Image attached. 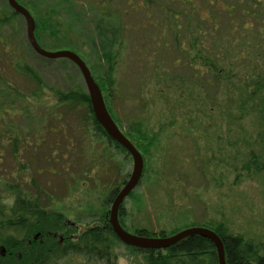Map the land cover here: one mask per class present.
<instances>
[{
    "label": "rangeland",
    "instance_id": "374dc122",
    "mask_svg": "<svg viewBox=\"0 0 264 264\" xmlns=\"http://www.w3.org/2000/svg\"><path fill=\"white\" fill-rule=\"evenodd\" d=\"M16 1L35 23L57 9L51 36L40 33L38 44L46 51L77 54L97 80L103 75L102 50L116 55L114 91L111 96L103 94L109 112L143 159L140 182L123 201L118 216L127 233L146 228L171 236L193 225L222 223L231 233L264 245V172L249 176L242 170L249 151L243 140L249 134L247 142L252 143L264 135V121L254 118L264 119V112L257 111L253 117L251 112L243 114L237 109L243 101L259 106L264 91L255 95L251 89L258 86L259 79L264 80L263 47L250 50L242 61H219L210 73L206 72L210 68L200 63L157 65L158 53L144 44L148 33L141 27L145 20L139 14L136 19L131 13L125 16L124 11L129 12L125 2ZM197 6L202 8L199 3ZM0 9L10 11L6 0H0ZM215 20L222 35V15H215ZM14 28L1 30L0 72L20 94L38 92L40 96L23 102V109L16 104L18 114L7 116L0 110V186L12 184L20 176L21 189L33 196L41 209L62 214L66 225L56 235L75 239L98 224L105 211L109 214L116 194L110 202L108 195L118 192L129 178L132 158L123 150L113 153L111 145L83 121L81 107L57 106L53 91L66 92L76 86L86 91L80 72L66 59L37 56L27 42L21 16L15 18ZM185 33L182 41L193 38L194 34ZM224 44L231 59L243 54ZM188 45L177 48L183 55L189 53L192 60L194 53ZM17 61L38 74L41 88L16 72L13 64ZM27 110L32 112L31 119L24 116ZM52 111L57 120L47 115L37 128L33 125L34 117ZM239 116L241 120H237ZM214 163L224 169V177L220 178ZM37 228L47 231L45 224ZM112 254L115 264L142 261L139 252L120 241L114 244Z\"/></svg>",
    "mask_w": 264,
    "mask_h": 264
},
{
    "label": "trees",
    "instance_id": "16d2710c",
    "mask_svg": "<svg viewBox=\"0 0 264 264\" xmlns=\"http://www.w3.org/2000/svg\"><path fill=\"white\" fill-rule=\"evenodd\" d=\"M182 1L184 10H194L195 7H197L198 3L201 4V9H207L209 7L210 1H212L215 5L219 3L218 0ZM125 7L130 11V8L126 5V2ZM218 9L221 8L218 7ZM57 13V9L50 10L43 15L41 21H37L35 23L34 35L38 43H40L38 39L40 33H48V35L51 36L53 32L52 30L54 29L52 21L54 20ZM126 13L129 12L124 11L125 16ZM18 16L19 15L13 12L11 9L10 11L0 9V36L1 30L4 27L11 26L14 28V21ZM113 18L115 17H112V19ZM197 18L198 20H200L198 21V25L201 27L212 28L214 26V24L212 22L209 23L207 19H205V17L198 16ZM193 19L194 18L190 14L183 15V25L191 28L193 25ZM201 19L204 21H201ZM114 22H118L116 21V18ZM219 29L220 28H218V30H215L216 34L219 37L216 36L217 39L212 42L213 48L211 53L215 58V65H218L219 61H224V58H228L229 56L225 52V47H222L225 46V40L223 39V34L219 35ZM54 36H52V38ZM262 41V47L264 50V33ZM118 45L121 46V43L119 42ZM115 57L116 55H112L111 53H108L103 49L102 53L99 56V58H102L104 63L103 75L99 77L98 80L93 77L98 87H100L99 89H101L104 94H107L109 96H111L114 91V79H112V74L114 67L118 63V60L114 61ZM13 66L17 73L27 77L32 83H35L37 87L41 88L42 81L33 69L21 64L19 61L15 62ZM257 85V87L253 86V89H251L253 90L252 94H260L262 91H264V80L259 79ZM52 94L57 100V106H59L60 108L75 109V107H81L85 111L83 121L87 125H89V127L93 129V131L98 132V134L101 132V137L104 138L110 145L112 144L111 139L105 134V132L102 131V128L96 122L89 102V96L84 89L76 86L66 92L53 91ZM39 96L40 94L38 92H32L30 95L20 94V91H17L15 87L11 86L0 72V110L1 112H3L2 114L5 113L7 114V116L14 115L11 114L13 112L18 114L20 112L15 110L16 104H18L19 106L21 105L20 109H23V102H25L27 99H38ZM2 97H4V101ZM258 100L259 106H257V108L256 106H252L246 101H243V105H240V107H237V109L240 110L241 113L251 112L250 115H253L254 117V113H257V111L264 112V108L262 107V105H264V94H260ZM19 106L17 108H19ZM31 113L32 112L27 110L24 113V116L27 115L26 117H29L27 119H31ZM47 115L51 116V119L57 120L56 113L52 111L48 114L42 115L41 117H38V115L37 117H34L35 119L33 125L37 128L38 124L43 122ZM241 118L242 117L239 116L237 120H241ZM254 118L256 122L258 120L264 121V119L260 120L258 116ZM232 119L236 120V117ZM251 125L252 127H254L255 124H252L251 122ZM36 128L34 131H36ZM130 128L132 129L133 127ZM47 130L51 133L50 128H47ZM137 131L138 129L135 132ZM248 135H246V139L243 140L244 144L246 143L245 146L247 145V147L249 148V151L247 154V160H245L243 163L242 170L246 171L249 176H252L257 173L264 172V135H258L254 138L256 140L252 143L247 142L248 138H251V135ZM120 150L123 149L120 147ZM214 164L215 168L217 167L216 169L220 172V174H222H218L220 178L224 177V169H221L218 163ZM2 188L3 186H0V190ZM6 190L8 193H12V196H14V186H7ZM115 194V190L111 191L108 195L107 201L110 202ZM32 197L33 196L28 195L26 191L22 189L21 198H17L16 201L12 199L11 202H9V200L5 202L1 197L0 191V219H5V221L0 222L4 223L0 224V233L2 235H5L0 237V244L5 247L7 253H11V255H6L5 258H0V264H115L114 256L112 254V248L114 244L119 241L115 237L110 227L108 211H105L100 215L99 220L97 221L98 224L87 228L86 231L80 234L76 241L71 242L68 246H58L53 243L48 248L39 246L34 247L32 248L33 255L31 256L27 255L24 249H22L24 252H21V245L24 244L25 241L16 236V228L19 227L18 225H16V222L20 221V223L22 222V224L25 225L28 220L39 221L37 227L41 228L44 224L43 220L47 218L52 217L55 220L62 219L61 213L51 214L41 209L37 201H35L34 197ZM121 214L122 210L120 208L118 211V216H121ZM191 227H205L213 231L220 238L224 250L225 264H264V245L262 242H257L253 239L247 238L241 233L233 234L222 223H205L202 225H193ZM62 228V224L59 221H55L51 230L56 233L61 231ZM27 230L28 227L24 226L22 237H24V235L27 233ZM134 235L139 237L162 238L167 236V232L163 230L158 232H150L146 228H140L135 230ZM131 249L141 254L142 261L139 264H219L217 252L213 244L208 239L200 236L185 238L167 249ZM15 252H21L22 257L18 259L15 256ZM78 259H80L81 262H75Z\"/></svg>",
    "mask_w": 264,
    "mask_h": 264
},
{
    "label": "flooded vegetation",
    "instance_id": "af4514ba",
    "mask_svg": "<svg viewBox=\"0 0 264 264\" xmlns=\"http://www.w3.org/2000/svg\"><path fill=\"white\" fill-rule=\"evenodd\" d=\"M109 1V0H108ZM118 2H126V5L129 6V13L132 14V18H137V14L141 15V17L145 20L143 27L141 29L143 32L148 33L146 41L144 42L147 49H151L152 53H158V61L160 62L170 63L171 65H183L188 64L192 65L195 63H200L203 66H206L207 73L211 72V68L215 65V58L212 51V42H214L219 37L216 35L215 30H218V25L215 20V15L221 14L224 19V33L223 39L224 42L228 44V48L231 45L237 47L239 51L243 54L238 56V59H231V56L228 58H224V61H230L231 63H235L236 60L242 61L246 59L247 56L250 55V50L252 49H262V39H263V29H264V0H218V5H215L212 1L209 3V7L207 9H200L195 7L194 10H184L183 9V1L182 0H116ZM138 3V4H136ZM211 6L216 9H209ZM220 7L221 9H218ZM190 14L192 15L193 25L191 28L183 25V15ZM198 16L205 17L209 23H213L214 26L211 28L201 27L198 25ZM201 21H204L201 19ZM206 22V21H205ZM188 31V33L194 34L193 38L189 41H182L183 37L186 36V33L183 31ZM182 34V35H181ZM184 34V35H183ZM181 36V41L180 37ZM143 38V39H144ZM183 44H189L190 52L194 53L192 56V60L188 58V54H182V51L178 50L177 46L181 47ZM187 47V48H188ZM234 52V51H233ZM179 56V57H178ZM100 88V87H99ZM101 91V89H100ZM103 101L105 107L114 121L115 125L119 129V131L129 140L132 144V141L127 136L125 132L122 131V128L119 126L116 119L113 118L111 113L108 110L106 95L101 91ZM99 125V124H98ZM103 131V130H102ZM104 132V131H103ZM94 133L98 134V132ZM101 136V132L99 133ZM112 141V140H111ZM112 152H118L120 150V145L115 141H112L111 144ZM122 148V147H121ZM123 149V148H122ZM127 153L125 149H123ZM138 151V150H137ZM113 152V153H114ZM139 152V151H138ZM140 153V152H139ZM128 154V153H127ZM131 157V156H130ZM112 158V157H111ZM7 186H14L15 192L14 196L12 193H8L6 190ZM117 192V189L115 190ZM4 194V196H3ZM117 194V193H116ZM22 189H21V177L14 178L12 184H7L5 182L3 184V188L1 189V197L7 202L16 201L17 198H21ZM130 195V194H129ZM115 196V195H114ZM113 196V198H114ZM112 198V199H113ZM123 204V203H122ZM122 207V205H121ZM120 207V208H121ZM17 220V219H15ZM1 221H5V219H0ZM55 221H59L62 226L66 225L65 220L63 219H50L47 218L43 220V223L46 225L47 231L39 232L37 228L39 221L28 220V222L22 224V222H16L19 229L16 228V236L20 239L24 240V244L21 246V252L25 250L27 255H33L34 247H46L48 248L51 244L55 243L58 246H68L71 242L77 240L80 236L78 235L75 239L68 237L65 234L56 235V233L51 232ZM47 223V224H46ZM51 223V224H50ZM4 224V223H0ZM24 226L28 227L27 233L23 236ZM64 228V227H63ZM123 228V227H122ZM49 229V230H48ZM84 229V231H86ZM83 231V232H84ZM1 234V233H0ZM5 236V235H0ZM40 239V240H39ZM37 241L39 243L38 246H35L32 242ZM40 241V242H39ZM21 252H15V256L20 259L22 257ZM11 255V253H7L5 247L0 244V258H5L6 255ZM77 257V256H75ZM75 262H81L78 259Z\"/></svg>",
    "mask_w": 264,
    "mask_h": 264
},
{
    "label": "water",
    "instance_id": "95a60500",
    "mask_svg": "<svg viewBox=\"0 0 264 264\" xmlns=\"http://www.w3.org/2000/svg\"><path fill=\"white\" fill-rule=\"evenodd\" d=\"M9 8L21 16L26 27V38L31 50L40 58L46 60L66 59L70 61L80 72L86 92L89 96L93 116L105 134L118 143L131 156L133 162L132 172L123 186L117 192L109 210V224L115 237L125 246L139 250H160L167 249L181 240L200 236L208 239L216 249L219 264H225L224 250L220 238L210 229L205 227H190L181 230L171 236L162 238L139 237L127 233L118 222V211L126 197L137 187L143 171V159L141 154L119 131L110 117L98 85L95 83L88 67L82 59L71 51H46L40 47L35 35V22L28 10L21 6L16 0H6Z\"/></svg>",
    "mask_w": 264,
    "mask_h": 264
}]
</instances>
